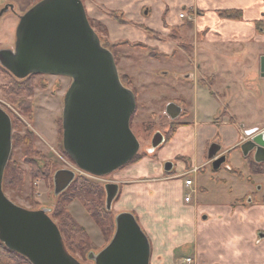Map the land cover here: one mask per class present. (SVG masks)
<instances>
[{
    "label": "crops",
    "instance_id": "0c3cea01",
    "mask_svg": "<svg viewBox=\"0 0 264 264\" xmlns=\"http://www.w3.org/2000/svg\"><path fill=\"white\" fill-rule=\"evenodd\" d=\"M38 1L0 0V8L11 5L7 11H14L18 19ZM81 2L86 16L104 29L99 32L100 41L108 50H116L124 66H151L159 59L179 56L180 70L186 72L183 77L192 82L179 80L180 125L168 141L164 139V143L173 144L165 149L167 154L156 159L142 156L115 170L113 183L118 185V202H125L124 208L134 214L149 235L150 264H183L185 257L194 258L196 264H264V192L255 195L251 187H240L239 179L247 182L248 176H253L247 164L248 173L239 177L229 171L236 166L224 165L227 157L216 170L207 158L212 143L220 145L217 156L231 154L235 158L236 150L248 138L246 131L264 129V76L260 72V58L264 56V0ZM226 10H239L240 19L220 16L219 12ZM181 12L184 18L178 16ZM148 49L159 54V58L150 55ZM203 80L211 84L200 85ZM204 89L208 91L207 101L215 103L214 107L200 104L199 93ZM185 98L190 102L183 115ZM200 110L208 114L206 122L217 132L202 142L203 159L199 164L187 147H197L195 126ZM221 111L224 119L213 121ZM225 127L230 131L224 130V135ZM178 144L179 173H172L173 163L167 172L164 161L176 158L174 153L170 156V149ZM206 167L217 182L234 180L237 190L233 186L213 190L201 187L205 197H214L213 202L191 204L199 186H194L189 175ZM182 177L191 179L192 185L187 187ZM174 183L179 184V214L174 212L178 203ZM187 188L191 189L190 201H185ZM116 208L120 212L123 209L119 205ZM187 250L191 253L182 256L180 251Z\"/></svg>",
    "mask_w": 264,
    "mask_h": 264
},
{
    "label": "water",
    "instance_id": "95a60500",
    "mask_svg": "<svg viewBox=\"0 0 264 264\" xmlns=\"http://www.w3.org/2000/svg\"><path fill=\"white\" fill-rule=\"evenodd\" d=\"M11 5L0 10V16ZM0 65L19 79L42 73L72 79L62 112L63 147L76 167L93 176L109 174L128 163L139 150L131 131L135 96L120 81L113 54L90 26L81 0H40L19 16L13 49H0ZM264 76V56L260 58ZM171 120L181 114L174 102L165 106ZM9 115L0 107V241L32 264H82L64 245L49 208L27 209L11 201L3 191V174L12 141ZM240 145L243 156L252 153L264 162V129L246 131ZM164 141L160 132L151 149ZM220 145L207 150L214 170L225 161L217 156ZM171 162L164 164L170 171ZM75 178L71 169L53 175L54 194L63 192ZM106 208L118 194L116 183H106ZM115 229L108 244L97 253L89 251L94 264H150V242L136 217L129 211L115 215Z\"/></svg>",
    "mask_w": 264,
    "mask_h": 264
},
{
    "label": "rangeland",
    "instance_id": "374dc122",
    "mask_svg": "<svg viewBox=\"0 0 264 264\" xmlns=\"http://www.w3.org/2000/svg\"><path fill=\"white\" fill-rule=\"evenodd\" d=\"M17 24L18 19L16 14H14V11H6L0 16V49H13ZM109 50L113 52V57L121 83L123 86L130 89L135 96V111L130 118V128L139 143V150L137 154L148 156L151 159L160 158L162 154H167L165 149H167L170 144L164 143L163 141L155 150L149 151L151 148V139L156 132H160L163 137H166L171 129L174 128L177 130L181 116L174 119V122L171 124L174 125V127L170 128L171 119L164 111L165 106L169 102H176L177 105L179 104V80H183L185 84H192V82L186 81L183 77V74L186 72L180 70L179 56H175L174 59L168 60L159 59L151 66H132L129 64L124 66V64H122V60H119L116 50H112L110 48ZM148 52L154 58H159V54L155 51L149 50ZM148 61L150 60H147V62ZM186 71L190 72V70ZM23 82L24 84H31L32 91L29 94L20 93L17 96L11 94V91H9L10 88L15 86V84L17 85V83ZM71 82L72 79L68 76L42 73L30 74L23 79L17 78L16 81L10 72L0 65V107L9 115L11 119L12 134L21 140L23 136L31 133L32 146V149L27 148V138L24 139L22 143L18 140L16 143V139L14 140L9 160L10 164L15 165L16 168L18 167L22 171V176L20 177V181H17V175L13 178H8L6 183L7 186L3 189V191L11 201L27 209L49 208L50 211L48 214L53 218L55 223L63 221L62 216H55V207L58 204V200H60L59 194H54L53 175L55 171L62 168L71 169L75 172V176L86 178L103 188L106 183L114 182L115 175V171L103 176H93L85 173L76 167L73 160L64 150L62 112L64 97L71 85ZM199 84L202 86H208L211 82L209 80H203V82L200 81ZM186 88L187 87L184 89L186 90ZM202 91L203 92L199 93L200 104L207 108L211 105L214 107L215 103L212 104L207 101L209 96L207 93L208 91L205 89ZM17 99H23L27 102L23 101L20 104L17 102L16 110L15 105ZM184 100L186 101V107L183 109L185 114L188 112L187 102H190V99L185 98ZM217 104L219 106L221 102L218 100ZM18 106H20L22 110H20V108L18 109ZM207 115L208 114L206 112L201 110L199 111L198 119L196 120L197 125L195 126L197 132V147L195 149L190 147V145L187 147L189 153L197 158V162L199 164L203 159L201 148L202 142L205 138L210 137L217 132L212 124H208L206 122ZM224 115V111H221L219 115L214 116L212 120L218 121L224 119ZM226 129L228 128L225 127L222 130L224 135V130ZM226 138L228 137L226 136ZM178 148L179 144L177 147L174 145V147L170 149V156L174 153L173 155L176 158L172 157L170 159L171 161H164V163L171 162L174 164L172 173H179ZM222 150L223 148L221 146V151ZM221 151L219 152V155L221 154ZM249 155L253 158L252 153ZM34 161H37L40 164L42 163L43 171L47 173L45 176L34 177L31 175V170H34ZM246 164L248 165V162L242 155L240 149L236 150L235 158L229 154L226 162L224 163V165L229 166L230 168L231 166H236V169L238 170H234H240L242 174L248 173L245 166ZM208 169L206 167L205 169L199 171L198 174L192 173L189 175V177L194 181V186H197V184L199 186L196 187L197 192L192 195L191 204H195L197 201L199 203L213 202L214 197H205L202 193L203 189H201V187L213 190L211 188L219 186H233L234 190H237L233 185L234 180L231 181V183L228 181L226 183L217 182V180L213 179ZM184 179L185 177L181 178V180ZM239 181L240 187H251L255 192V195H260L264 192V173L255 174L252 178L248 176L247 182L246 180L243 181L240 179ZM174 189L176 190L175 196L178 199L174 212L179 214V184L174 183ZM184 193H191V189H185ZM118 199L119 196L117 199H114L111 204L110 212L112 215L113 225L107 232H102L100 227L86 212V209L80 200L74 199L73 201L64 204L61 208L63 217L65 214L64 211H66L78 225L84 228L88 241L91 243V249L85 250L82 253L79 250V248H81L80 244H76L75 240L73 242V256L82 264H94V261L88 258L89 251L97 253L110 241L115 229V215L120 212V209L116 208L117 205H119L120 208L123 207L121 212L127 211L124 208L125 202L121 205L118 202ZM142 230L145 232L144 229ZM145 234L147 237L149 236L148 233ZM180 253L182 256H186L187 254H190L191 251H180ZM177 254L179 256V252ZM154 263L155 262L153 261V264Z\"/></svg>",
    "mask_w": 264,
    "mask_h": 264
},
{
    "label": "trees",
    "instance_id": "16d2710c",
    "mask_svg": "<svg viewBox=\"0 0 264 264\" xmlns=\"http://www.w3.org/2000/svg\"><path fill=\"white\" fill-rule=\"evenodd\" d=\"M220 16L225 18H231V19H240L241 12L239 10H226V11H220ZM88 19V22L90 26L93 28V30L99 35L100 37V31H103V27L96 23L95 21ZM101 44L106 48V45L101 42ZM27 79V78H26ZM17 89V95L20 93L29 94L32 91L31 84L23 83H17L15 86H12L9 91H11V94L14 95L15 91ZM22 100V101H21ZM18 100L19 104L21 102H27L23 99ZM20 106H18V109ZM20 110H22L20 108ZM184 115V113H183ZM180 125V123H179ZM174 127V125H171L170 128ZM176 129H171L170 132H168L167 136L164 137L165 141H168L174 134ZM28 139L26 145L28 149H32L31 146V133L26 134L21 138H17L19 142H23L24 139ZM142 157V154H136L128 163L123 165L122 167L126 166L127 164L133 163L140 159ZM248 165H249V171L250 174H261L264 173V162L257 163L253 160V158L248 155L245 157ZM35 160V159H33ZM34 170H31V175L34 177H43L45 174H47L45 171H43V165L42 163H38L37 161L33 162ZM120 167V168H122ZM216 172V171H215ZM231 173L236 174L239 177H243L242 173L240 171H236L234 169H230ZM17 175V181H20V177L22 176V171L15 165L10 164V160H8L4 174H3V189L6 188V183L8 178H13ZM118 194L115 197V199L118 198ZM60 200H58V204L55 207V216H62V220L59 223H56L62 238L64 245L69 253L73 255V247H74V240L76 241V244H80L81 248L79 250L83 253L85 250L91 249V243L88 241L87 234L84 230V228L80 225H78L75 220L69 216V214L65 212L64 217L62 215V207L64 204L69 203L73 201L74 199H78L82 202L84 205L86 212L90 215V217L95 221V223L100 227L102 232H107L110 228H112L113 220L111 215V210L106 208V193L105 188L94 184L93 182L89 181L86 178L75 176L73 181L70 183V185L59 194ZM261 201L264 203V195L261 199ZM52 218V217H51ZM53 219V218H52ZM0 264H32L26 257L20 255L19 253H16L6 247V245L0 241Z\"/></svg>",
    "mask_w": 264,
    "mask_h": 264
},
{
    "label": "built area",
    "instance_id": "2783aa9c",
    "mask_svg": "<svg viewBox=\"0 0 264 264\" xmlns=\"http://www.w3.org/2000/svg\"><path fill=\"white\" fill-rule=\"evenodd\" d=\"M178 16H179L180 18H184V17H185V14L181 12ZM196 170H197L196 168L193 169V171H196ZM187 173H188V172H187ZM187 173H185V174H187ZM185 174H184V175H185ZM184 183H185V185H186L187 187H190V186L192 185V180L189 179V178H186L185 181H184ZM190 199H191V193H188V194L185 196V201H190ZM183 264H196V261H195V259L192 258V257H185L184 260H183Z\"/></svg>",
    "mask_w": 264,
    "mask_h": 264
},
{
    "label": "flooded vegetation",
    "instance_id": "af4514ba",
    "mask_svg": "<svg viewBox=\"0 0 264 264\" xmlns=\"http://www.w3.org/2000/svg\"><path fill=\"white\" fill-rule=\"evenodd\" d=\"M18 20H19V16H18ZM10 74H11V73H10ZM11 75H12V74H11ZM12 77H13L14 79H16V81H17V77H15L14 75H12ZM14 95L17 96V89H16ZM15 109L17 110V100H16ZM173 122H174V120H171L170 126H171V124H172ZM11 124H12V123H11ZM14 136H15V135H13V134L11 133V141H12V145H13V142H14L15 139H16V143H17V136H15V138H14ZM247 139H248V138H247ZM247 139H246V140H247ZM11 149H12V148H11ZM249 154H250V153H249ZM249 154H248V155H249ZM10 155H11V153H10ZM248 155H247V156H248ZM226 157H227V156H225V159H226ZM245 157H246V156H245ZM229 171H230V170H229Z\"/></svg>",
    "mask_w": 264,
    "mask_h": 264
}]
</instances>
